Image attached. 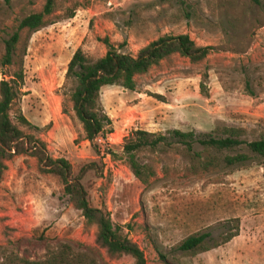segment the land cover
I'll return each instance as SVG.
<instances>
[{"label":"rangeland","instance_id":"374dc122","mask_svg":"<svg viewBox=\"0 0 264 264\" xmlns=\"http://www.w3.org/2000/svg\"><path fill=\"white\" fill-rule=\"evenodd\" d=\"M44 1L0 0V58L18 21L40 11ZM51 20L34 31L20 30L13 63L0 64V80L13 78L15 72L22 76L12 121L42 140L49 156L68 160L74 174L96 164L86 168L81 180L90 204L105 208L114 222L125 226L145 264H264V157L253 155L245 162L187 174L188 161L176 151L143 152L140 156L153 165L155 176L142 185L122 152L131 130L174 129L169 128L172 123L157 122L164 108L147 113L167 98L184 108L176 129L202 133L218 125L243 127L250 139L264 133V0H58ZM183 33L208 47L207 56L193 63L174 54L136 76L133 90L104 86L99 102L112 132L96 139L95 151L84 139L67 96L65 71L73 52L81 48L99 58L107 38L135 56L158 37ZM201 80L206 93L200 92ZM114 92L119 97L126 93V107L144 117L131 114L134 122L116 126L122 116L109 114L121 105ZM18 114L28 124L19 122ZM235 225L238 234L214 246ZM94 231L62 194L59 179L38 170L36 158L22 154L6 161L0 180V253L14 251L36 260L67 242L97 264L133 263L128 255L108 258L95 245ZM195 232L208 233L211 248L195 255L181 252L178 242Z\"/></svg>","mask_w":264,"mask_h":264},{"label":"trees","instance_id":"16d2710c","mask_svg":"<svg viewBox=\"0 0 264 264\" xmlns=\"http://www.w3.org/2000/svg\"><path fill=\"white\" fill-rule=\"evenodd\" d=\"M58 0H45L38 12H33L18 21L15 31L4 40V53L0 58L2 66L13 63L19 42V31L37 30L52 23L51 15ZM72 12L69 16H72ZM106 52L99 58H92L77 48L69 59L65 71V84H70L67 92L71 108L79 121L84 139L96 151V139L112 132L111 120L100 106V90L105 85H120L124 89L135 88V77L146 73L152 66L174 54L188 58L191 62L202 61L208 54V47L197 45L188 34L164 35L140 48L136 55L121 52L104 38ZM206 77L204 74L203 78ZM20 72L13 78L0 80V180L6 169V161L15 155H30L37 160L38 170L57 177L62 186V194L78 210L87 228L93 227L94 243L104 249L110 259L128 255L132 264H145L143 251L125 230V226L114 222L105 208L90 204L88 192L82 183L86 168L96 165L86 164L77 174L73 173L71 164L65 158L49 156L45 143L23 130L13 122L10 113L19 92ZM201 93H206L204 81L199 83ZM21 123L28 121L18 114ZM249 131L243 127L218 125L211 132L196 133L170 129L166 133L150 132L141 129L131 130L123 139L122 152L125 155L133 177L142 185H148L155 176L151 163L142 160L143 152L165 155L176 151L185 157L188 165L187 174L207 172L217 168L220 163L231 166L245 162L253 155L264 157V133L258 138L250 139ZM234 151V153H228ZM237 225L226 234L221 242L229 241L238 234ZM208 233L195 232L182 238L178 249L188 255L207 251ZM0 264H97V260L86 252H80L70 243L61 242L47 249L44 258L29 259L14 251L1 252Z\"/></svg>","mask_w":264,"mask_h":264},{"label":"crops","instance_id":"0c3cea01","mask_svg":"<svg viewBox=\"0 0 264 264\" xmlns=\"http://www.w3.org/2000/svg\"><path fill=\"white\" fill-rule=\"evenodd\" d=\"M105 86L111 87V85H105ZM103 88H104V86L101 88V90ZM123 90H122V92H123ZM108 91H111V88L108 89ZM125 94H120L121 97H119L118 92H114L112 94V97H114V95L118 96V99L117 100H119L120 103H121L120 107L115 108V109H112L110 111V113H109L111 117H113L116 114H119L120 116H122V122H120V121L116 122L114 120L115 123H116V126H118L119 128L122 125V123H128V120L129 119H131L132 122H134L133 118H135V117L138 118L139 117V119H141L142 117H144V114L143 113L136 111L138 109H135L132 106L126 107L125 101H127L126 100L127 99V96ZM123 96H124V98H126L124 101H122ZM139 108H142V107H139ZM158 108L159 109H162V108L166 109V110L162 109L163 113L159 115L160 117L158 119H161V120L160 121H157L158 124L161 126V125L169 122V123H172L174 125V126H169V128H177L178 125L181 123V110L184 109L183 106L180 105L178 102H176V104H172L170 102V99L167 98V101L166 102H163L162 101V102L159 103L158 106L157 105H154V108L148 109V110H151V111L147 112L148 113V116L150 115V113H152V114L156 113L158 111L157 110ZM131 114L135 115V117H133V115L131 116ZM156 116H157V114H156ZM115 119H117V118H115ZM131 124H133V123H131ZM140 129H144L146 131H156V130H153V129H148L146 127H141Z\"/></svg>","mask_w":264,"mask_h":264}]
</instances>
